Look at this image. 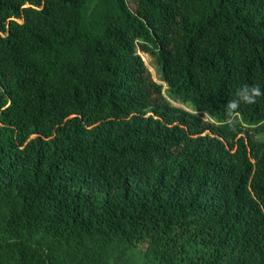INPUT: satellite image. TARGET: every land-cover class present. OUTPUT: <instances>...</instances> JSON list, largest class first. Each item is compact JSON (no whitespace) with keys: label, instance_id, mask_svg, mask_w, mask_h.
Returning a JSON list of instances; mask_svg holds the SVG:
<instances>
[{"label":"trees","instance_id":"16d2710c","mask_svg":"<svg viewBox=\"0 0 264 264\" xmlns=\"http://www.w3.org/2000/svg\"><path fill=\"white\" fill-rule=\"evenodd\" d=\"M0 264H264V0H0Z\"/></svg>","mask_w":264,"mask_h":264},{"label":"rangeland","instance_id":"374dc122","mask_svg":"<svg viewBox=\"0 0 264 264\" xmlns=\"http://www.w3.org/2000/svg\"><path fill=\"white\" fill-rule=\"evenodd\" d=\"M144 60H145V62H146V64H147L149 70L151 71L153 78H154L157 82H160V80H161V78H160V72H159V70H158V68H157V66H156V64H155V62H154V60L149 59V58H147V57H144ZM165 91H167V89H166ZM167 98L171 101V103H172L173 105L180 106V107H184L183 105H181V104L179 103L178 100H176V99H174V98H171V97H169V96H168Z\"/></svg>","mask_w":264,"mask_h":264},{"label":"clouds","instance_id":"9594fccd","mask_svg":"<svg viewBox=\"0 0 264 264\" xmlns=\"http://www.w3.org/2000/svg\"><path fill=\"white\" fill-rule=\"evenodd\" d=\"M253 91L255 92L256 95L260 94L259 89H254Z\"/></svg>","mask_w":264,"mask_h":264}]
</instances>
